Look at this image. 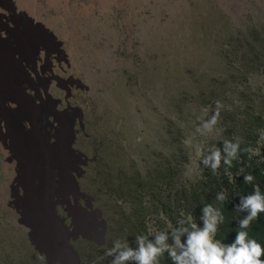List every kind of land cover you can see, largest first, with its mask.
Returning a JSON list of instances; mask_svg holds the SVG:
<instances>
[{"label": "rangeland", "instance_id": "rangeland-1", "mask_svg": "<svg viewBox=\"0 0 264 264\" xmlns=\"http://www.w3.org/2000/svg\"><path fill=\"white\" fill-rule=\"evenodd\" d=\"M255 29L264 31V0H0V66L6 61L20 97L23 88L39 90L42 100L19 97L21 110L26 103L50 120L47 146L62 150L71 140L76 162L69 186L53 168L46 189L37 182L29 190L0 121V264H111L118 252L106 253L138 206L125 184L173 156L180 162L187 149L186 177L197 175L219 111L236 98L229 90L213 103L211 94L235 74L221 71L220 54L227 50L229 68L227 45L235 37L244 44ZM0 99V112L20 110ZM17 126L33 133L27 120ZM30 202L42 210L48 203L56 215L50 210L46 222Z\"/></svg>", "mask_w": 264, "mask_h": 264}, {"label": "trees", "instance_id": "trees-1", "mask_svg": "<svg viewBox=\"0 0 264 264\" xmlns=\"http://www.w3.org/2000/svg\"><path fill=\"white\" fill-rule=\"evenodd\" d=\"M263 33L264 31L259 33L256 29L253 30L249 37L244 38V44H233V42L239 41L238 37H235L238 40L231 39L232 42L227 45V47H232L229 55L232 53L233 56L229 62V68L226 67L225 62L227 50H223L220 54L223 59L219 60L221 71L226 73L233 70L235 74L240 72L241 77L236 79L235 74H231L232 76L211 94V97L214 98V105L219 104L221 98L229 90L234 91L236 98L229 105H223L222 112L219 111L217 115L219 123L217 132H215L217 137L208 146L209 148L204 150L202 164L197 175L193 179L186 177L187 172L185 173L183 166L190 161L187 149L183 156L180 154V162L176 161L173 156L172 160L166 163H158L143 179L139 177L134 183L125 184L129 191L125 195H129L134 202H138V206L133 208L134 221L127 220L125 227L117 230L118 238L121 239L120 243L137 249L139 244L136 237L144 235L155 244L156 236L154 234L163 231L170 232L172 228L180 227L178 221L181 219L203 227L201 210L206 205H212L219 209L224 216L223 223L219 225L216 239L225 244L234 241L236 233L241 230L239 220L247 215V213L236 211L240 197L252 194L257 186L261 193H264V139H261L264 136ZM259 74L262 75V82L252 86V81L258 79ZM228 81L234 83L233 88L226 87ZM242 86L244 90H241ZM238 140L240 151L237 158L232 160L231 167L224 163L223 158L215 173L210 165L204 164V159L211 155L213 150L219 149L222 157L226 156L227 153L223 152L225 142L236 143ZM175 143L174 140L173 144ZM247 148H251L253 152L244 151ZM249 174L254 177V180L251 183H246L244 177ZM115 193L121 197L122 189ZM219 193H224L226 197L223 202L217 200ZM145 199H148V202H144ZM151 216L153 218L150 221H157V228L153 231H150L149 221L146 220ZM140 217L142 219L137 223ZM245 231L248 232L249 238L257 240L264 247V212H261L258 219L253 220ZM164 243L169 245L174 243L171 234L168 235ZM181 243H187L186 235L181 236ZM261 259H264V256ZM125 264H136V262L126 261ZM159 264H173L167 251L159 258Z\"/></svg>", "mask_w": 264, "mask_h": 264}, {"label": "clouds", "instance_id": "clouds-1", "mask_svg": "<svg viewBox=\"0 0 264 264\" xmlns=\"http://www.w3.org/2000/svg\"><path fill=\"white\" fill-rule=\"evenodd\" d=\"M215 122L214 117L211 123L215 124ZM205 127L208 125L206 124ZM261 139H264V136ZM239 151V140L236 143L226 141L223 152L227 155L222 157L219 149L213 150L211 155L204 159V164L210 165L215 173L220 167L222 158L224 163L231 167L232 160L237 158ZM244 151L253 152L251 148ZM244 180L246 183H251L254 177L249 174L244 177ZM225 199L224 193L217 195V200L223 202ZM201 211L203 227L181 219L178 221L180 227H174L170 232L154 234L155 244L150 242L147 236L140 235L136 237L139 244L137 249L127 244L122 246L119 241H116L115 247L108 250L106 255L112 257L118 252L111 264H125L126 261H135L136 264H159V258L165 251L170 254L173 264H264V259H261L264 256V247L257 240L249 238L248 232L245 231L250 227L251 222L258 219L259 214L264 212V193H261L258 186L252 194L241 196L239 204L236 205V211L247 213V215L239 220L241 230L236 233L231 243L225 244L216 239L219 225L224 221L222 212L212 205H206ZM169 234L174 240L171 245L164 243ZM184 235L187 236L186 244L181 243V236Z\"/></svg>", "mask_w": 264, "mask_h": 264}, {"label": "bare ground", "instance_id": "bare-ground-1", "mask_svg": "<svg viewBox=\"0 0 264 264\" xmlns=\"http://www.w3.org/2000/svg\"><path fill=\"white\" fill-rule=\"evenodd\" d=\"M7 50L8 49H6V51ZM1 62L4 66L7 64L6 61ZM4 66H0V96L4 99H8L11 103H15L20 108V110L15 111V115L11 117L8 113H6V109V111L4 110L5 113L3 111L0 112V121L4 122L5 130L7 132V135H5L3 132L2 135L8 140L7 149L19 162L20 166L23 169L25 168V181L28 189L31 191H34V189H38L39 187L35 185L37 182H40V188L45 186L46 189L49 186V178L51 175L50 170L53 168H61L63 182L66 186H69L70 184H66L68 182L67 180H70L67 174L69 173L71 167L76 163L73 159L74 157H72L74 155V152L71 149V140H67V146L62 150H60L59 145H56V147L47 146L49 135L47 134L46 137L43 131L45 130V125H47V127L51 130L54 129L52 122L48 119L46 122L45 118L44 120L39 119L41 112L39 113L36 111H32L33 108L28 109V105H26V103H23V105L24 108L27 109V113L23 109L21 110L22 103L20 100H42L39 90L35 89V96H32L28 94L23 88L22 91L25 95H22L20 97V84H16L15 79H10V76L13 74H8V72L6 71L7 69L2 68ZM31 83L36 85L32 78ZM0 101L3 103L6 102V100L2 99H0ZM23 120L29 121L30 125L32 126L33 133L26 134L20 129L21 127L17 126L21 125V121ZM54 122L56 123L55 120ZM67 123L69 124V122ZM67 123H65V126ZM63 135L67 137V134ZM42 177H44L43 181L41 179ZM64 190H66V188H64ZM26 206L27 209H30L34 216H36V212L37 210H39L36 217L41 219V217L45 215L47 217L46 222L51 221L50 204L47 203L43 210L41 204H34V202H30L29 205ZM36 229L38 231L41 230L40 228Z\"/></svg>", "mask_w": 264, "mask_h": 264}]
</instances>
